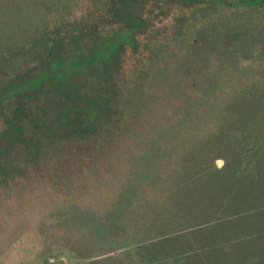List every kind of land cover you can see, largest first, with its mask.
Masks as SVG:
<instances>
[{"label":"rangeland","instance_id":"1","mask_svg":"<svg viewBox=\"0 0 264 264\" xmlns=\"http://www.w3.org/2000/svg\"><path fill=\"white\" fill-rule=\"evenodd\" d=\"M199 1L172 6L109 82L69 63L36 85L56 142L0 136V264H264V11ZM96 2L0 0V71L35 67L32 44ZM115 90L112 116L70 141Z\"/></svg>","mask_w":264,"mask_h":264},{"label":"trees","instance_id":"2","mask_svg":"<svg viewBox=\"0 0 264 264\" xmlns=\"http://www.w3.org/2000/svg\"><path fill=\"white\" fill-rule=\"evenodd\" d=\"M179 2L186 6H190L192 2L200 3L199 0H97L95 7L92 6V10L76 22L63 23L44 32L29 48L32 52L29 54L38 62L35 67L25 66L13 75L0 71V116L5 127L0 136L20 128L23 139L13 141L10 137L11 144H14L12 149L16 150L36 149L49 141L55 143L54 135L46 133L44 123L37 122L34 118L38 100L34 94L36 85L42 88V82L56 77L51 72L52 68L68 66L69 63H77L88 79L97 76L109 82L116 78L121 69L124 51L129 48L132 52H137V38L151 34L156 23L165 19L172 6ZM212 3L260 8L264 11V0L232 3L214 0ZM39 48L41 53L36 51ZM22 55L24 57V52ZM4 61L7 62V59ZM117 92L115 90L106 97L101 112L78 114L69 125L70 133L67 138L70 141H80V138L92 136L97 126L114 113ZM16 133L13 138L19 139Z\"/></svg>","mask_w":264,"mask_h":264}]
</instances>
